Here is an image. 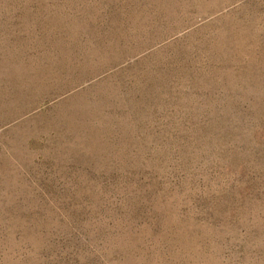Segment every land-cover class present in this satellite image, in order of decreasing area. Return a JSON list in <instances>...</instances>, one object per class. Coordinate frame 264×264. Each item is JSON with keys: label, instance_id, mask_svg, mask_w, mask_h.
Returning <instances> with one entry per match:
<instances>
[{"label": "rangeland", "instance_id": "rangeland-1", "mask_svg": "<svg viewBox=\"0 0 264 264\" xmlns=\"http://www.w3.org/2000/svg\"><path fill=\"white\" fill-rule=\"evenodd\" d=\"M0 264H264V0H0Z\"/></svg>", "mask_w": 264, "mask_h": 264}]
</instances>
